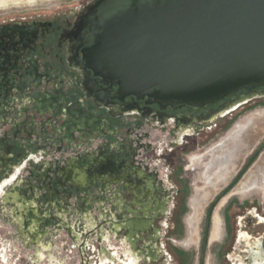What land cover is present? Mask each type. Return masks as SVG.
Wrapping results in <instances>:
<instances>
[{
	"label": "flooded vegetation",
	"instance_id": "obj_1",
	"mask_svg": "<svg viewBox=\"0 0 264 264\" xmlns=\"http://www.w3.org/2000/svg\"><path fill=\"white\" fill-rule=\"evenodd\" d=\"M96 2L88 1L83 8L74 12L0 22V174L7 176L14 165L38 160L40 149L46 150L47 144L57 142L65 149L76 148L96 139V134L105 138L96 150H83L64 158L66 165L52 171L56 177L54 184L81 188L84 201L89 202L93 200L87 189L92 184H98L102 194L109 193L104 201L108 211L99 213L100 224L89 226L83 233L87 235L86 238L92 235L101 243L98 248L100 264H122L123 259L129 261L128 264L162 263L165 250L158 223L168 214L170 190L156 169H149L148 165L142 167V160L139 165L131 159L139 154L141 147L145 152H152L154 146L150 143L142 145L141 134H136L128 143L119 138L112 140L111 137L120 129L111 120L133 112L153 119L161 126L171 122L170 131L179 138L214 121L241 102L245 93L198 111L179 108V104L156 102L147 96H135L122 86L123 79L116 73L112 55L104 45L103 30L97 32L93 45L87 42V14ZM256 92L264 94V89L252 93ZM242 128L247 126H237L234 134L210 149L212 158L209 162L204 163L202 157L193 160V169L198 164L204 167L205 181L203 187L195 188L191 201L192 208L194 202L197 204V217L206 201L207 190L214 195L218 191L215 185L226 183L231 170L240 166L244 157L231 162L234 157L231 154L228 163L216 162L222 154L224 142L229 153L243 145L240 139H235L236 133ZM229 143L231 147L226 146ZM262 155L239 181L234 192L244 195L258 187L264 171V166L259 167V164H264ZM253 170L257 174L252 173L250 183L246 184L244 180ZM31 172L36 178L48 175V172L41 174L34 167H31ZM218 173H222L220 180L210 187L209 177ZM66 179L72 181L67 182ZM7 183L4 181L2 187ZM29 188L34 190L33 186ZM13 191H3L5 198L8 195L7 206L2 203L0 205L4 210L8 206L13 209L7 214L10 215L8 222L16 230L14 240L21 247L33 248L29 264H60L56 252L49 253L48 247L52 244L40 238L47 235V223L50 218H54L58 224L57 229L68 230L76 240L78 236L71 234L68 222L59 216L61 211V215L66 211V216H69L71 210L66 203L63 206L52 204L55 203L54 198L46 199V207L39 203V196L34 198L37 205L35 202L29 204L22 199L23 192L18 190L17 197L13 195L17 189ZM87 221L89 225L94 224L89 216ZM105 224L107 227H104ZM214 226L213 235L218 233L216 240H219L223 235V220L221 216L218 218L217 213ZM192 232L197 234L195 223ZM119 235L120 243L125 246L120 255L113 247H108L111 246V239ZM238 240L243 243L254 264H264V238H252L242 226ZM5 243L0 246V264H18L23 257L16 250H7ZM78 246L81 252L85 251L84 240ZM238 260L246 264L241 257Z\"/></svg>",
	"mask_w": 264,
	"mask_h": 264
},
{
	"label": "rangeland",
	"instance_id": "obj_2",
	"mask_svg": "<svg viewBox=\"0 0 264 264\" xmlns=\"http://www.w3.org/2000/svg\"><path fill=\"white\" fill-rule=\"evenodd\" d=\"M88 1L91 0H0V22L36 15L48 16L53 13L74 12L76 9L83 8ZM240 101L214 121L197 127L190 135H182L179 138L171 133V122L161 126L157 121L138 116L133 112L111 120L120 129V132L111 137L112 140L119 138V140L123 139L128 143L136 134H141L142 145L150 143L154 146L155 150L152 152H145L141 147L138 150L139 154L131 159L139 165L142 160V167L148 165L149 169H156L159 177L164 178L165 186L170 190L168 214L158 223L162 230L165 258L162 263L157 264H241V261L238 260L239 257L246 264H254L253 258L250 259V255L245 251L243 243L238 240V234L243 226L252 235V238H264V171L259 178L258 187L244 195L234 192V189L260 155L264 153V94L248 95ZM239 125L247 126L246 130L250 133V141L254 147L244 156L240 166L236 170H231L226 183L215 185L218 191L214 195L210 190H207L206 201L202 204L197 217L195 211L197 204L194 202L192 208L191 201L195 195V188L205 185L204 167L198 164L195 165L196 169H193L192 162L197 157L200 159L202 157L204 163L209 162L212 158L210 149L234 134ZM104 140L105 138L96 134V139L89 143H83L80 147L78 145L76 148L65 149L57 142L47 144L46 154L41 153L39 159L41 161H48L52 158L56 160V164L46 163L44 166L45 168L48 165L52 166L48 172V179H36L30 166V169L28 168L26 171L24 168L18 175V178H22L28 187H34L32 191L26 186L28 189L23 194L26 199H31L29 204L34 202L32 198L39 196V203L46 207V199L54 198L55 203L52 204L58 203L63 206L66 203V206L71 210V215L66 216V211L61 215V211L59 216L68 222L67 226L70 227L71 234L78 236L76 240L70 236L68 230L57 229L58 224L54 218H50L47 223V235L40 238V240L43 239L44 242L52 244L51 247H48L49 253L56 252V258L60 264H100L98 248L101 243H98L92 235H88L86 238L87 235L83 233L90 228L89 226L94 227L96 224H100L98 217L101 215L99 213L108 211L104 201L109 193L102 194L99 185L92 184L87 192L93 201H84L81 188L74 189L67 185H55L56 177L52 171L55 168H63L64 158L69 154H79L83 150H96ZM41 142H43L42 137ZM226 146L231 147L232 144L229 143ZM235 165H233V169ZM21 166H24V162ZM263 166L264 164H259V167ZM26 167H28L27 164ZM253 173L257 174V171L253 170ZM14 174L16 175V171L11 172V176L0 174V185ZM5 178L6 180H4ZM66 181L71 182L72 180L66 179ZM35 187L40 188L35 189ZM13 188V185L5 184L3 191L8 192ZM96 199H98L97 202ZM10 210L9 206L4 210L0 205V246L5 241L7 250L13 252L16 250L18 255L23 257L18 264H29L33 248L30 246L21 247L19 242L14 240L16 230L8 222L10 215L7 213ZM216 213L218 218L221 216L223 220V235L219 240H216L218 233L213 235ZM36 215L38 216L37 212ZM255 215L258 217L254 218ZM88 216L94 224L89 225ZM194 223L197 226L196 235L192 232ZM104 227H107V224ZM119 238L120 235L116 239H111V246H108L113 247L118 255L125 247L120 243ZM83 240L85 251L81 252L78 245ZM262 255L264 256V250ZM128 263L129 261L126 262L123 259L122 264Z\"/></svg>",
	"mask_w": 264,
	"mask_h": 264
},
{
	"label": "water",
	"instance_id": "obj_3",
	"mask_svg": "<svg viewBox=\"0 0 264 264\" xmlns=\"http://www.w3.org/2000/svg\"><path fill=\"white\" fill-rule=\"evenodd\" d=\"M101 29L122 86L135 96L197 106L264 85V0H97L87 14L88 44ZM55 162L14 165L7 184L25 194L20 172H49L45 164Z\"/></svg>",
	"mask_w": 264,
	"mask_h": 264
},
{
	"label": "bare ground",
	"instance_id": "obj_4",
	"mask_svg": "<svg viewBox=\"0 0 264 264\" xmlns=\"http://www.w3.org/2000/svg\"><path fill=\"white\" fill-rule=\"evenodd\" d=\"M263 94V93H262ZM242 126V125H241ZM239 130V129H238ZM235 139H240V141H241V143L243 144L242 146H238V148H236L235 149V151H233V152H231V153H229L228 152V149H226V147H225V142L223 143V146H224V148L221 150V152H222V154L219 156V159L217 160V162L216 163H224V164H226V163H228L229 161H230V159H231V155H233L234 157H236V158H234V159H231V162H234L235 160H238L239 158H242V157H244L250 150H251V148L253 147V145L254 144H252L251 143V141H250V133H249V131L248 130H246V128H242V129H240V131H238L237 133H236V137H235ZM231 154V155H230ZM261 160H264V153H263V155H262V157H261ZM257 167V166H256ZM255 167V168H256ZM252 173H253V171H251L248 175H247V177L245 178V180H244V182L247 184V183H250V181H251V175H252ZM222 175V173H218V174H215V175H211L210 177H209V182H211L210 184H208L210 187L214 184V183H216V182H218L219 180H220V176ZM15 177V174L9 179V180H7L8 182H11L12 181V179ZM82 183H84V181L82 182ZM3 184V183H2ZM2 184L0 185V203H2V204H4L5 206H7L6 205V202H7V198H8V195L6 196V198H5V195L3 194V187H2ZM210 189H212V188H210ZM199 207H197V209H198Z\"/></svg>",
	"mask_w": 264,
	"mask_h": 264
},
{
	"label": "trees",
	"instance_id": "obj_5",
	"mask_svg": "<svg viewBox=\"0 0 264 264\" xmlns=\"http://www.w3.org/2000/svg\"><path fill=\"white\" fill-rule=\"evenodd\" d=\"M259 89H264V85L251 86L249 88H240V89L236 90L235 92H231L229 94H226L225 96H223L218 101L212 102V103H203V104H200V105H197V106H189V105H185V104L179 103V108H186L188 110H195V111L205 110L206 108L211 107V106H216L220 102H222V101H224L226 99H229L231 97H234L235 95H238L239 93L242 94V93H247V92H253V91H256V90H259ZM164 104L171 105L170 103H166V102H164Z\"/></svg>",
	"mask_w": 264,
	"mask_h": 264
}]
</instances>
